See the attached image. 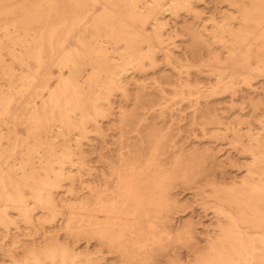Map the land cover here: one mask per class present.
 <instances>
[{
  "label": "bare ground",
  "instance_id": "bare-ground-1",
  "mask_svg": "<svg viewBox=\"0 0 264 264\" xmlns=\"http://www.w3.org/2000/svg\"><path fill=\"white\" fill-rule=\"evenodd\" d=\"M223 2L229 9L207 25L194 0H0V264H101L103 250H90L91 240L120 264H154L173 244L188 247L197 223L172 224V211L183 206L173 190L224 165L210 147L193 146L168 160L167 152L179 149L169 131L138 112L158 110L165 118L163 102L153 100L164 95V85L174 86L173 99L191 102V124L215 127L221 139L230 132L229 144L248 161L239 179L213 177L195 187L198 195L209 192L215 222L201 225L208 233L203 251L187 260L173 251L167 264H264L263 101L249 99L255 123L239 116L224 124L211 105L217 86L203 90L188 71L204 47L222 67L211 70L218 82L228 68L246 69L244 87L253 74L264 77V0ZM182 9L201 21L171 26ZM179 28L189 43L176 52L166 45L171 32L181 35ZM160 53L180 75L174 82L160 68L148 88L137 72L159 68ZM235 82L223 91L237 95L243 88ZM119 96L133 99L135 110L119 106ZM105 124L119 131L117 155L99 153L106 170L90 172L84 182L82 171L98 151L93 141H105ZM126 128L136 133L132 141ZM19 223L33 229L25 234L31 239L15 236L8 246L5 238Z\"/></svg>",
  "mask_w": 264,
  "mask_h": 264
},
{
  "label": "rangeland",
  "instance_id": "rangeland-1",
  "mask_svg": "<svg viewBox=\"0 0 264 264\" xmlns=\"http://www.w3.org/2000/svg\"><path fill=\"white\" fill-rule=\"evenodd\" d=\"M193 7L201 12L200 16L203 19V23L207 25H209L211 18L218 17L220 12H225L229 9L223 0H194ZM182 20H186L188 23L195 25L201 21L200 18L195 19L193 13L186 11V9H182L178 16L173 17L170 25L173 26L175 25V22L180 23ZM178 26L180 27V25ZM179 30V33H181L180 36H175L176 34L172 32L170 33V35L173 36V39L169 40V43H171L170 45H166L167 48L171 47L176 52L180 51L181 49H185L189 43L187 42V38L182 36L183 31L180 28ZM167 33L168 32H166V34ZM200 51L203 52L202 55L193 60V63H195L194 66H196V68H190L188 71L192 79H197V82H199L200 85H204V87H202L203 90L212 93L211 89L213 87L216 88L217 86V92L213 93L215 96L213 97V102H211L212 104H210L217 108V111L223 118L222 121L224 124H232L235 118L239 116H242L243 118L248 119L250 122L255 123V120L258 118V116L255 113H250L248 102L250 98H254L262 100L264 104V77L253 74L250 80V86L244 87L242 80L244 77L248 76V73L245 71L246 69L242 68L238 70L234 68H228L224 71L226 78L222 80V82H218V76L211 74V70L213 69L214 71L223 72L222 67L217 64L214 65V63L211 61L212 59H210L212 55L208 54L204 47ZM159 55V68L153 69L147 65L144 72H137L136 76L139 78L140 83L144 84L148 88L152 87L154 77L158 76L156 71H158L160 68H167L168 71L173 74L174 82H177L176 78L180 75L178 71L173 70L170 66L166 65V63L162 60L161 53ZM256 63L257 62L255 59L251 60V64L253 66L257 65ZM206 65H211V68H208ZM185 70L186 69L182 70L183 72L181 73L182 77L184 78H186ZM232 78H234L236 81L234 84L235 87L238 85L243 88L242 91L238 90L240 93L236 92V90L234 91V93L237 95L232 94L233 90L223 91L224 88H228L230 86L229 83ZM173 87V85H164V95L156 96L153 99L154 102L159 100L163 102L161 107H164L165 109L164 119L160 118L161 112L158 110L156 112H152L150 110L146 113V115H144V112L139 109V116L143 118L148 116L149 118H156L155 120L158 123L159 129L164 131L168 130L170 139H172L173 143L176 144L179 149H182V151L176 149L167 152L168 160L177 154L188 153V149L193 146H197L199 149L210 147L215 150V152H213L215 158L217 161H222L224 168L216 169L214 167L215 169L212 171L201 173V175L195 176L196 183H193L192 185H183L182 183H178L176 185L173 191L178 194L177 196L183 206L177 207L172 211V224L176 223L179 225L181 222H184L187 219H192L194 223H197L195 239L189 243L188 247L173 244L169 247L168 251L158 252L155 255L154 264H167L168 260L173 254V251H177L183 260L193 259L197 251H203L206 245V237L208 233L201 230V225H208L212 222H215V218L214 212H212L210 209L212 205V198L207 195L209 192L198 195L199 192L195 187L205 184L207 180H212L213 177L225 178L227 179V182L231 180L230 177L236 176L239 179L245 173L243 166L248 164V161L244 159V155L240 152V150L233 148V146L229 144L230 138L232 137L230 132L224 135V138L226 139H221L218 133L219 130L215 127L207 125L206 130H203L202 123L195 125L191 124V102L189 100H181L179 98L173 99L175 95ZM135 91L136 90L131 91L132 94H134ZM248 92H251L250 95H247ZM240 94L247 96L245 99H241ZM160 97H164L165 99L162 100ZM118 105L127 112L135 110L136 107L133 99L126 101L121 96L118 97ZM104 126L106 129L105 141H101L100 138L93 141V144L96 146V148H98V151L92 153L89 156L87 165L90 166V170L88 169L82 171L84 173L82 176L84 182L88 181L90 172L97 173L99 170H106V164H104L103 160L100 159L99 153L109 156L110 151H112L110 154L112 159H115L117 155L116 148L118 146L117 139L119 137V131L115 129L116 126H112L110 124H105ZM124 130H126V135L130 141L136 138V133L133 132L132 129L126 128ZM141 130L144 131L143 128H141ZM213 159V157H210L207 160L209 167H213ZM76 185L78 194L80 196L86 193V191L82 189L83 184L77 182ZM65 199L71 200L70 196H65ZM73 199H75V197ZM18 225L20 226V229H13L10 234H7L8 237L5 238L6 244H8V246L13 244V237L15 236H18L20 239H25V241H29L31 239L29 236H25V234L32 235L34 232L33 229L26 230L22 223H19ZM4 234L5 233H3L2 229H0V238ZM67 240L70 241L71 239L67 238ZM79 244L81 247H84L86 244V240L81 236ZM89 249L93 251H96L97 249L103 250L99 258L101 259V264L121 263V258L118 255L107 250L104 246H100L95 240L90 241Z\"/></svg>",
  "mask_w": 264,
  "mask_h": 264
}]
</instances>
